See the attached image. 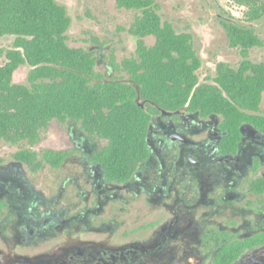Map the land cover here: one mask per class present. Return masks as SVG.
<instances>
[{"label":"flooded vegetation","instance_id":"obj_1","mask_svg":"<svg viewBox=\"0 0 264 264\" xmlns=\"http://www.w3.org/2000/svg\"><path fill=\"white\" fill-rule=\"evenodd\" d=\"M221 121L161 109L125 180L98 159L109 140L76 120L56 119L55 142L51 124L34 144L11 142L12 158L0 154V264H264V190L253 186L264 177L245 183L256 158L244 128L264 132L243 124L232 150ZM110 200L123 206L107 216Z\"/></svg>","mask_w":264,"mask_h":264},{"label":"trees","instance_id":"obj_2","mask_svg":"<svg viewBox=\"0 0 264 264\" xmlns=\"http://www.w3.org/2000/svg\"><path fill=\"white\" fill-rule=\"evenodd\" d=\"M116 2L141 12L129 28L138 38L137 55L121 63L111 59L134 84L103 81L94 52L67 43L71 18L65 5L57 0H0V37L16 36L12 48H0V56L6 55L0 64V140L34 144L52 120H76L91 135L109 140L98 159L111 179L125 180L147 157L150 122L161 109L188 106L203 116L221 115L232 150L241 140L243 124L264 132V61L249 56L264 41L254 29L224 22L231 46L239 48L243 59L237 68L219 63L214 83H201L202 60L190 32L179 33L164 21L156 0ZM237 2L248 6L250 21L264 16V2ZM149 36L155 37L152 45L146 41ZM26 63L32 67L29 84L15 83L14 73ZM23 154L32 151L17 156ZM253 186L263 191L264 179Z\"/></svg>","mask_w":264,"mask_h":264},{"label":"rangeland","instance_id":"obj_3","mask_svg":"<svg viewBox=\"0 0 264 264\" xmlns=\"http://www.w3.org/2000/svg\"><path fill=\"white\" fill-rule=\"evenodd\" d=\"M57 1L66 6L71 18L67 43L71 47L94 52L97 59L95 69L103 75V81L131 82L129 74L114 67L111 59L114 57L118 63H121L123 59L137 55L138 38L129 32V28L141 12L136 9L120 8L116 0ZM258 1L264 2V0ZM156 2L164 21L171 22L179 33L192 34L194 47L202 60V66L198 71L201 83H214L219 63L224 62L237 68L243 59L239 48L231 46L224 22L252 28L264 41V16L250 21L247 16L248 6L237 0H156ZM15 39L14 35L0 37V48H12ZM146 41L148 45H152L155 37L149 36ZM249 56L255 62L264 61V45L252 48ZM5 61L6 55L0 56V64ZM31 68L28 63L22 64L14 73L13 81L29 84L28 76ZM261 112L264 114V93ZM158 121L155 118L154 125ZM50 124V129L46 131L44 137L47 138L46 141L55 142L59 138L60 125L56 119ZM252 130L254 131V128L251 125H246L244 128V134L249 137L246 144L251 147L256 158L254 167L250 168V178H247V182L245 180L246 184L258 177H264V133L249 135ZM152 137H154L153 133ZM16 149L17 146L11 142L0 140V154L4 155L5 159H11ZM49 175L50 172L45 171L43 177L47 179ZM86 196H89V201L93 203L98 198L96 193ZM94 206L98 205L95 203ZM122 206L118 200H110L105 204L107 216L118 213Z\"/></svg>","mask_w":264,"mask_h":264},{"label":"water","instance_id":"obj_4","mask_svg":"<svg viewBox=\"0 0 264 264\" xmlns=\"http://www.w3.org/2000/svg\"><path fill=\"white\" fill-rule=\"evenodd\" d=\"M130 83H133V84H134L133 80H132ZM137 89H138L139 98H140L141 91H140V88H139V86H137ZM143 103L145 104V102H144V101H143ZM147 141L149 142V138H147Z\"/></svg>","mask_w":264,"mask_h":264}]
</instances>
